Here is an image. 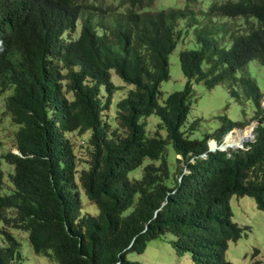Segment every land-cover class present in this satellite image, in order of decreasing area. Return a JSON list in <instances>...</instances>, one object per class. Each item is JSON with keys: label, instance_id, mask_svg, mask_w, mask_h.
Returning a JSON list of instances; mask_svg holds the SVG:
<instances>
[{"label": "trees", "instance_id": "obj_1", "mask_svg": "<svg viewBox=\"0 0 264 264\" xmlns=\"http://www.w3.org/2000/svg\"><path fill=\"white\" fill-rule=\"evenodd\" d=\"M150 2L0 5V93L9 90L4 109L17 124L12 147L19 151L1 154L13 169L10 191H0V222L25 231L31 251L56 264H143L127 253L142 252L165 232L175 255H189L192 264H232L227 243L247 225L232 219L230 197L248 195L264 211V92L246 67L264 64V0H185L158 9ZM188 28L196 47L178 52L183 86L158 102L168 53ZM110 70L131 87L103 119L116 87ZM198 81L207 88L223 82L234 100L250 101L253 113L237 120L218 113L212 129L188 136L198 118L180 126ZM151 114L158 119L148 133L144 119ZM254 119L253 140L244 147L228 154L206 149L209 137L219 141L228 128ZM71 132H86L89 161L78 179L95 214H79ZM144 157L157 164L145 160L138 176H128ZM1 176L0 169V186ZM0 232V264H21L16 238L5 227ZM258 250L253 246L246 264H260Z\"/></svg>", "mask_w": 264, "mask_h": 264}, {"label": "rangeland", "instance_id": "obj_2", "mask_svg": "<svg viewBox=\"0 0 264 264\" xmlns=\"http://www.w3.org/2000/svg\"><path fill=\"white\" fill-rule=\"evenodd\" d=\"M184 1L185 0H151V5L149 7L151 9L165 8L167 6L182 7ZM236 21L237 23L239 21L241 22L239 28L242 31L247 30V24L243 16L236 18ZM252 21L254 23L256 22L254 18H252ZM76 33L77 31H75L74 36ZM190 47H196V43L192 35V29L188 28V30L184 31L183 35L177 40L174 48L168 53V77L159 83L158 89L160 95L158 96V102H161L168 92L182 88L185 77L179 68L178 52L182 48ZM246 67L250 78L256 83L260 91L264 92V64L252 60L247 63ZM202 68L207 72H211L209 63L205 60L202 62ZM208 76L211 75L209 74ZM110 78L116 87L111 95L108 107L101 110V116L103 119H106L108 115L110 118L113 116L115 101L124 95L131 87L130 84L122 81L116 74H114L112 70H110ZM191 87L189 109L186 113L183 124L180 126L181 129L188 128V124L194 118H198V121H196L193 128L184 131L190 137L199 136L204 131L210 130L217 125L218 121L214 116L218 113H224L232 120L241 119L243 116L248 118L253 113L250 101L248 99L241 101L234 100L228 95L225 85L221 81H216L210 88L205 87L202 81L193 82ZM7 93H9V90L0 93V169L2 172L0 191L5 193H8L12 186L8 178V173L11 172L13 168L10 163L3 159L1 154L9 149H14L12 147L13 135L17 126V124L10 119V115L4 109V98ZM104 97V93H101V98L103 99ZM261 99V104H264V99L262 97ZM157 119V115L155 114H151L144 119L146 121L145 127L148 133L154 131ZM109 120L110 123L113 122L111 119ZM255 122L256 120L254 119L243 128L237 127L230 131L235 132V135L231 137L229 135V140H234V138H237V135L238 137L244 138V135L248 134L246 139H243V142L249 141L253 138L251 130L252 125ZM159 132L164 134V130L159 129ZM85 134L86 132L79 135H76L75 132L66 133L69 144L71 145L72 153L75 157L73 176L75 185L79 191L80 215L85 213L95 214L97 212L96 205L91 200H88L83 194V189L78 179L81 169L86 168V164L89 161V154L85 143ZM227 137L224 138V141H226ZM210 144H212L211 141ZM227 148L229 149V147H226V149ZM168 151L170 150L168 149ZM170 153L171 152H169V154ZM174 156L180 157L179 154H175ZM144 161L157 164V160H147V157H144L142 163L133 168L128 173V176L131 174V176H138ZM168 163L175 165L171 158L168 160ZM229 204L232 211V219L236 220L241 225L247 226L244 233H242L235 241H228L226 257L232 262V264H246L251 259L250 252L253 246H256L259 250L254 258H258L260 264H264V211L257 209L253 199L248 195L237 197L232 195L229 199ZM11 211L13 210L8 209L6 211L8 217L12 216L9 214ZM0 227H5V231L9 230L16 238L21 264H56L46 256L31 251L25 231L17 228H10L7 226V223L4 225L2 222H0ZM4 237V233L2 234L0 232V246H3L6 243ZM171 238L172 235L165 232L158 237L147 240L142 252H128L126 256L127 258H136L139 261H142L143 264H192L189 255H175L169 242Z\"/></svg>", "mask_w": 264, "mask_h": 264}, {"label": "clouds", "instance_id": "obj_3", "mask_svg": "<svg viewBox=\"0 0 264 264\" xmlns=\"http://www.w3.org/2000/svg\"><path fill=\"white\" fill-rule=\"evenodd\" d=\"M28 0H19V3H18V5L20 4V3H22V2H27ZM9 2H10V0H0V5L2 6V5H6V4H9ZM263 99H264V94H263V97H262ZM262 106H264V104H261ZM256 123V122H255ZM255 123H253V125H252V127L254 126V124ZM234 127V128H233ZM237 127L236 126H232L231 128H228L227 130H225L224 132H223V134H222V136H221V138L219 139V141L218 140H216V139H214V138H212V137H209L207 140H206V149L208 150V151H213V150H225L226 152H227V154L229 153V149L227 148L226 149V147H232V148H230V149H234V148H237V147H244L243 146V140H241L242 138H240V140H239V142H238V144H233V145H230V146H226V147H224V148H222V149H219V148H217L216 147V143H219V145H221V143L223 142V140H224V138H225V136L229 133L230 134V137L231 136H234L235 134V132H230L231 131V129H236ZM243 128V127H242ZM251 132H252V130H251ZM252 134H253V132H252ZM237 138H238V135L236 136ZM213 141L214 142V147H209V143H210V141ZM251 140H253V138H251L250 139V141ZM240 144V145H239ZM242 144V145H241ZM239 145V146H238ZM14 148V147H13ZM11 150V149H10ZM12 152H14V153H19V151L16 149V148H14L13 150H11ZM201 156H204V153H201L200 154ZM186 170V169H185ZM31 248V247H30ZM32 250V249H31Z\"/></svg>", "mask_w": 264, "mask_h": 264}, {"label": "bare ground", "instance_id": "obj_4", "mask_svg": "<svg viewBox=\"0 0 264 264\" xmlns=\"http://www.w3.org/2000/svg\"><path fill=\"white\" fill-rule=\"evenodd\" d=\"M233 129H231V131H232ZM247 131V130H246ZM246 131H245V134H246ZM229 135L230 134H227L225 137H227L226 138V141H224L223 140V142L221 143V145H219V143L217 144L216 143V146H217V148H219V149H222V148H224V147H226V146H230V145H233L234 143L235 144H237L238 142H239V140H240V138H242V137H238V138H234V140H232V141H230L229 140ZM248 135V134H247ZM247 135H244V136H247ZM211 142H212V144H210L209 143V145H210V147H214V142L211 140ZM226 145V146H225ZM224 146V147H223Z\"/></svg>", "mask_w": 264, "mask_h": 264}, {"label": "water", "instance_id": "obj_5", "mask_svg": "<svg viewBox=\"0 0 264 264\" xmlns=\"http://www.w3.org/2000/svg\"><path fill=\"white\" fill-rule=\"evenodd\" d=\"M252 133V132H251ZM243 139H246V136L244 137V138H242L241 140H243Z\"/></svg>", "mask_w": 264, "mask_h": 264}]
</instances>
